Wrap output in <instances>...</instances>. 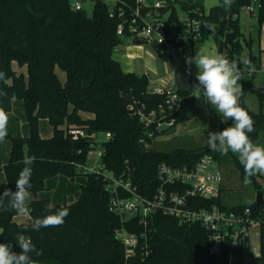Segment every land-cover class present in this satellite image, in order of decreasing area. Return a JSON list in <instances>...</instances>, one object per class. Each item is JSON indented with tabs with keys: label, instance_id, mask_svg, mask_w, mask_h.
Wrapping results in <instances>:
<instances>
[{
	"label": "trees",
	"instance_id": "1",
	"mask_svg": "<svg viewBox=\"0 0 264 264\" xmlns=\"http://www.w3.org/2000/svg\"><path fill=\"white\" fill-rule=\"evenodd\" d=\"M119 1L135 6L134 0ZM249 5L256 8L258 27L264 26V0H257L256 4L253 0H232L230 8L219 0L218 6L201 18L202 41L213 37L218 52L239 61L242 34L238 17ZM171 15L175 18L174 8ZM118 22L108 17V7L101 0L94 1L90 17L83 10H72L70 0H0V73L8 80L7 85L0 80V91L7 93L0 96V108L9 113L11 101H21L29 133L25 138L8 134L5 140L10 143L11 150L8 163L4 166L0 163V173L5 177L0 193L7 188L16 190L15 182L25 166L22 163L25 156L35 157L29 188L34 195L44 191V182L56 176L72 182L78 176L85 178L75 203L52 207V211L69 209L62 226L33 231L31 220L28 224L13 221L17 215L15 210L0 211V243H10L12 250L19 253L21 248L15 236L20 233L30 237L36 248L43 250L42 256L30 254L36 264H243L244 257L252 259L254 264L264 263V221L258 229V257L250 253L249 241L239 248L224 246L219 258L210 257L207 235L198 225L180 226L173 218L161 215L150 221L146 257L140 258L137 254L126 258L123 246L114 240L110 228H116L119 219L108 211L105 183L100 175L77 173L76 166L85 164L92 142L87 139L73 141L67 134L69 128L84 129L87 134L109 133L111 139L103 144L102 166L118 177L130 171L133 185L145 197L158 185L156 169L159 164L191 165L207 153L219 162L220 156L219 152L210 150L208 143L205 148L209 149L171 153L151 147L145 149L139 144L142 128L127 111V105L138 102L149 110L156 109L163 99L148 94L147 76L123 73L113 58L115 49L122 43L116 36ZM227 34L232 36L226 37ZM154 51L160 59H165ZM22 69L25 73L18 71ZM56 70L64 74L63 83ZM241 85L239 103L254 121L255 131L249 136L256 144L264 132V93H257L259 112L253 113L244 102L246 92L251 90L250 81H242ZM191 93H179L182 102L175 125L195 116ZM80 113L93 115V118L82 119ZM39 120H46L52 128L50 138L40 137ZM231 124L230 120L221 123L219 131ZM227 155L234 169L245 179L238 154L229 151ZM258 180L264 182V175L249 178L255 190L261 191ZM214 204L227 211L249 208L256 215L264 210V191L259 205L253 202L225 206L221 198ZM48 205V200L30 202L31 218L49 214ZM209 205L211 202H199L200 207Z\"/></svg>",
	"mask_w": 264,
	"mask_h": 264
},
{
	"label": "built area",
	"instance_id": "2",
	"mask_svg": "<svg viewBox=\"0 0 264 264\" xmlns=\"http://www.w3.org/2000/svg\"><path fill=\"white\" fill-rule=\"evenodd\" d=\"M102 2L108 7V17L119 21L117 37L141 40L165 59L187 64L186 58L190 57L192 47L202 41L201 18L207 15L202 11L189 9L179 20L176 10L175 18L171 17L174 7L169 2L134 0V7L119 0ZM70 8L81 11L82 2L70 0ZM255 10L254 5H249L241 11L251 14ZM244 74L252 76L251 71L242 72L241 81ZM159 83L148 78V94L163 99L156 109L149 110L138 102L126 107L142 128L139 144L145 149L159 134L176 126L175 116L181 107L182 99L173 82L161 88H149ZM67 134L73 141L87 139L92 142L85 164L76 166L77 173L101 176L109 196L108 211L119 219L118 226L112 230L113 238L123 246L126 258L148 255L150 221L156 215L173 218L180 226L198 225L207 235L208 255L214 258L220 257L224 246L231 249L244 246L251 231L258 230L264 221V210L253 215L249 208L227 211L214 204L221 198L223 174L212 154H203L191 165L159 164L156 169L158 185L150 196L145 197L133 185L130 171L118 177L102 166L103 144L111 139L109 133L87 134L84 129L71 127ZM100 135L103 136L101 140ZM199 202H211V205L200 207Z\"/></svg>",
	"mask_w": 264,
	"mask_h": 264
},
{
	"label": "clouds",
	"instance_id": "3",
	"mask_svg": "<svg viewBox=\"0 0 264 264\" xmlns=\"http://www.w3.org/2000/svg\"><path fill=\"white\" fill-rule=\"evenodd\" d=\"M218 4L219 0H206L207 7L218 6ZM223 4L230 8L232 0H223ZM186 63L189 66L194 64L198 69L196 80L199 83L195 86L196 98L199 99L202 95L205 102L221 116L222 122L232 121L231 126L222 131L208 133L207 143L210 150L219 152L221 155H227L229 151L238 154L239 162L245 172V183H248L252 176L264 175V146L255 144L250 138L249 133L255 131L254 121L239 103L243 90L240 83L242 72L245 68L254 70L251 68V61L244 58L239 61L230 60L225 54L215 49L207 51L199 47L194 56L186 58ZM0 80L7 85L8 80L4 73H0ZM6 95V92L0 91V96ZM8 122L9 114L0 108V143H3L8 136ZM34 162L35 157H24L22 163L25 166L15 182L16 190L7 188L0 193V211L15 210L18 215L30 219V227L33 231L62 226L69 215L67 207L52 211V206L48 205L49 214L34 219L30 216L31 209L28 207V201L31 195L29 188ZM217 179H219L218 175ZM15 240L21 248L19 253L12 250L10 243H0V264H36L30 254L42 256L43 250L37 249L30 237L24 234L18 233Z\"/></svg>",
	"mask_w": 264,
	"mask_h": 264
},
{
	"label": "crops",
	"instance_id": "4",
	"mask_svg": "<svg viewBox=\"0 0 264 264\" xmlns=\"http://www.w3.org/2000/svg\"><path fill=\"white\" fill-rule=\"evenodd\" d=\"M178 2L182 5L183 8L187 10H199L204 14H208L209 10L213 7L206 6V0H178ZM215 7V6H214ZM239 29L242 34V40L245 42L247 46V60L251 61V68L254 70H250L245 68L243 72H252V76L249 77L246 74L243 75V81H250L251 87L257 90V93H264V26L261 28L258 27L256 20V11L254 13H247L241 11L239 14ZM254 30L256 32V39L251 38V31ZM244 33H248V40ZM124 42V43H123ZM132 42V41H131ZM129 40H122V43L115 49L113 58L119 63L120 68L123 73H136L137 69L141 70L140 62L143 61L146 57V51L140 45H133ZM199 47L204 48L207 51L215 49L217 51V44L213 37L208 36L205 40L195 44L192 47L190 56H194L196 52L199 50ZM154 51V50H153ZM156 53V52H155ZM158 57V56H157ZM159 58V57H158ZM160 59V58H159ZM162 60V59H160ZM188 65V64H187ZM14 67V65H13ZM16 70V68H15ZM143 70V69H142ZM21 73H25V69L18 70ZM198 69L195 65H192V69L190 71L187 69L186 79L188 83L192 86V102L193 108L196 110V114H198L199 108L202 111H210V105L205 102V98L201 95L199 99L196 98L195 94H197V89L195 86L198 85V81L196 80V73ZM57 74V73H56ZM63 74V73H62ZM145 75L148 78L151 77V71L147 70L144 73L139 74L138 76ZM153 75V74H152ZM246 75V76H245ZM58 76V75H57ZM60 80V79H59ZM65 81V76L63 74V82ZM242 81H240L241 83ZM169 83L168 85H170ZM245 102V101H244ZM247 105V103L245 102ZM248 107V105H247ZM249 108V107H248ZM253 113L259 112V104L258 109L253 111L249 109ZM262 113H264V106H262ZM9 114V122H8V134L13 137H21L25 138L28 136V125L26 122V118L24 115L23 104L21 101L15 102V100L11 101V111ZM82 119H92L93 115L80 113L79 114ZM196 116V115H195ZM194 117L186 120L184 123L190 125V130L193 132L194 128L191 124L194 121ZM216 128L206 126L205 131L200 133L204 134L206 139L208 140L209 132H218L220 128L221 122L219 119H215ZM177 126V125H176ZM175 126V127H176ZM39 135L42 139H48L52 136V128L49 126L46 120H39ZM175 127L170 130L164 131L159 134L156 139L151 143L154 146L157 143L161 142H169L172 141L173 136L177 133L175 132ZM198 133L197 136L200 134ZM11 145L8 141H4L0 144V163L2 166L6 165L9 161L10 157ZM160 151V150H158ZM5 184V177L3 173H0V186ZM85 184V178L83 179H75L73 182L63 176H56L52 179H48L44 182L45 190L37 193L36 195L30 193V199L28 204L34 200H48L49 204L52 207L55 206H64L75 203L78 200L80 188ZM13 221L16 224H28L30 219L24 218L20 215H16L13 218ZM252 231V239H249V249L250 253L253 257L259 256V231L256 233ZM256 240V250L252 251L251 241Z\"/></svg>",
	"mask_w": 264,
	"mask_h": 264
},
{
	"label": "rangeland",
	"instance_id": "5",
	"mask_svg": "<svg viewBox=\"0 0 264 264\" xmlns=\"http://www.w3.org/2000/svg\"><path fill=\"white\" fill-rule=\"evenodd\" d=\"M82 2V10L86 13L88 17L91 16L94 1L95 0H80ZM107 2V0H102ZM171 5L175 8L179 20L184 16L186 9L178 2V0H169ZM246 39L248 40V33H244ZM251 38L256 39V32L251 31ZM131 42V41H130ZM124 43V42H123ZM146 51V57L143 61L140 62L141 70L137 69L136 73L139 75L144 73V71H151V80L160 82L159 84H152L149 86L150 89L161 88L167 86L169 83L173 82L174 72L186 73L187 69H192V65L189 66L180 60H174L171 58L160 60L157 57V54L154 49L148 45H140ZM241 58H247V46L243 40H241ZM16 68L14 64V69ZM17 69V68H16ZM143 69V70H142ZM190 71V70H189ZM58 78L63 83V74L59 70H56ZM188 73V72H187ZM153 74V75H152ZM246 76V75H245ZM257 90L251 87V90L246 92L244 96V101L247 103L249 109L256 111L258 109V98L256 94ZM15 102H19L15 100ZM210 111H202L199 108L198 114H195V118L191 126L193 125L194 131L190 130V125L186 123H180L175 127V132H177L172 141L157 143L151 148L155 150H160L162 152L171 153L175 150H184V151H194L198 149H209L205 148L207 139L204 134L200 133L205 131V127L216 128L215 119H219L221 123L222 118L215 110L209 107ZM206 125V126H205ZM200 133L198 136L197 134ZM99 139H103V136L100 135ZM257 145L264 146V132L259 135L258 140L256 141ZM150 148V147H149ZM231 152V151H230ZM232 153V152H231ZM234 154V153H232ZM223 174V183H222V194L221 201L225 206H233L239 204H249L255 202L257 190L253 187L251 182L245 183V179H242L236 169L232 166L228 155L219 156V162H217ZM77 179H83L82 176H78ZM258 185L261 187V192L264 191V182L258 180ZM257 231V230H256ZM254 231V233H256ZM252 231L250 233L249 239H252ZM256 240L251 241L252 251L256 250Z\"/></svg>",
	"mask_w": 264,
	"mask_h": 264
},
{
	"label": "water",
	"instance_id": "6",
	"mask_svg": "<svg viewBox=\"0 0 264 264\" xmlns=\"http://www.w3.org/2000/svg\"><path fill=\"white\" fill-rule=\"evenodd\" d=\"M164 2H169V0H160ZM257 0H253V4H256ZM232 34H227L226 37H231ZM133 45H144V43L141 40L138 39H133L131 42ZM173 84L176 88V90L179 93H190L192 91V86L188 83L186 79V74L185 73H178L174 72L173 74ZM255 203L257 205L262 203V192L258 191L255 199ZM113 228H110V231L112 232ZM243 264H254V261L250 258H243ZM264 264V263H262Z\"/></svg>",
	"mask_w": 264,
	"mask_h": 264
}]
</instances>
